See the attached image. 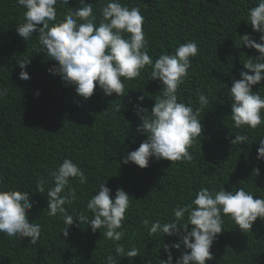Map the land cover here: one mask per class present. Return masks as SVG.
Instances as JSON below:
<instances>
[{
	"label": "trees",
	"instance_id": "16d2710c",
	"mask_svg": "<svg viewBox=\"0 0 264 264\" xmlns=\"http://www.w3.org/2000/svg\"><path fill=\"white\" fill-rule=\"evenodd\" d=\"M106 0H85L93 4L97 23L99 9ZM138 7L144 17L143 31L149 42L148 54L155 60L162 53L174 54L189 40L199 45V53L191 58V68L180 86V102L199 107L198 92L210 103L201 112L203 131L189 149L192 160L170 162L150 159L141 169L122 156L139 147L146 136L136 132L140 119L134 114L136 98L144 96L138 106L151 110L162 85L151 79L146 66L141 76L124 81L127 95L105 96L97 88L86 101L75 94L74 87L48 72L55 62L40 49L38 33L24 41L16 32L23 23L25 9L16 0H0V88L8 93L0 98V189L29 192L33 203L29 223L42 226L36 244L27 237L9 238L0 233V264H105L108 255L115 256V243L125 251L136 247L140 255L117 257V264H160L166 259L160 245L178 243V237L149 236L141 221L161 222L173 218V209L190 202L201 187L210 191L222 188L234 191L243 187L254 196L264 198V161L257 159L259 140L264 138V124L257 129H235L231 120V101L227 89L240 79L242 63L259 55L241 45L240 36L249 34L259 42V33L247 24V11L257 0H121ZM69 7H82L70 0ZM67 5H57L61 19ZM29 57L24 69L28 80L19 78L17 62ZM227 86V87H226ZM135 89V90H133ZM264 96V80L252 90ZM38 93V95H37ZM146 93V95H145ZM121 105L120 111L118 106ZM235 134L248 140L239 145L230 141ZM70 158L88 177V182L72 181L77 198L64 207L70 214L87 212L86 204L95 195L99 183L111 189V196L122 188L131 205L122 230L125 236L113 242L103 236V229L93 232L86 224L69 226V236L61 233L64 223L47 215L49 173ZM259 169V174L254 172ZM49 180L44 193L36 192V181ZM255 198V197H254ZM223 230L214 241L213 259L206 264H264V220L257 218L248 232H242L229 217H223ZM191 226H189V230ZM173 264L182 252L172 249Z\"/></svg>",
	"mask_w": 264,
	"mask_h": 264
},
{
	"label": "clouds",
	"instance_id": "9594fccd",
	"mask_svg": "<svg viewBox=\"0 0 264 264\" xmlns=\"http://www.w3.org/2000/svg\"><path fill=\"white\" fill-rule=\"evenodd\" d=\"M16 2L25 9L24 22L16 27L17 34L27 41L33 37V32H37L40 49L36 52H43L55 62V67L49 68L48 72L73 86L75 94L83 100L92 97L97 88L105 96H112L113 93L117 97L126 96L131 88H126L124 81L140 77L146 66L151 68V79L161 83L162 90L154 99L150 111L138 106L144 96L136 98L134 114L141 121L136 132L145 135L146 139L138 148L122 156V164L131 162L144 169L149 166L150 159L170 162L192 160L189 149L201 137V112L210 103L199 90V107L194 109L180 102V86L188 77L191 58L199 53V45L195 41L182 43L174 54L162 53L153 60L148 54L149 42L143 31L144 17L138 7H129L121 0H106L99 9L101 19L97 23L93 4L85 3V0H79L82 7L76 8L68 6L70 0ZM58 4L68 6L61 19L57 18ZM246 23L251 25L253 32L260 34L259 42L245 33L240 36L236 47L243 45L259 55L247 57L242 63L247 71H241L240 79H234L227 89L235 129H257L264 124V96L259 89L252 90L254 85L264 80V0H257L256 6L247 11ZM29 63V57L17 62L22 80L30 79L24 70ZM7 93V88H0V98ZM120 108L121 105L118 106L119 111ZM247 140V135L235 134L230 143L239 145ZM259 145L257 159L264 161V138L259 140ZM254 172L258 175L259 169H254ZM49 178L47 215L62 219L65 226L61 233L65 238L69 236V226L74 225V218L80 225L89 226L93 232L103 229L104 238L113 242L124 238L122 226L131 205L127 192L118 188L113 197L105 181L99 183L95 195L92 194L86 204L91 218L84 212L73 215L64 207L77 198L72 181L82 185L88 182V177L70 158H65L58 168L49 173ZM48 184L49 180L38 178L35 191L44 193ZM30 196L27 191L0 189V233L9 238L27 237L30 238L29 243L36 244L42 226L28 221L34 203L30 202ZM172 211L173 218L163 223L159 219L141 221L150 237H178V243L160 245L166 255L160 264H173L171 250H179L181 245L187 251L175 259V264H206L213 259L210 249L214 241L224 231L223 217H229L242 232H248L257 218L264 220V198L254 196L243 187L234 191H226L223 186L218 191L201 187L190 202ZM114 251L116 255H108L105 264H117V257L134 258L140 255L138 248L125 251L124 245L119 243H115Z\"/></svg>",
	"mask_w": 264,
	"mask_h": 264
}]
</instances>
